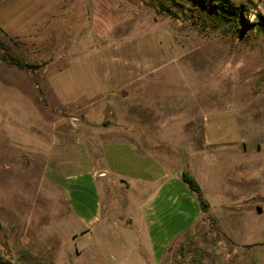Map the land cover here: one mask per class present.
Returning <instances> with one entry per match:
<instances>
[{"label": "rangeland", "instance_id": "obj_1", "mask_svg": "<svg viewBox=\"0 0 264 264\" xmlns=\"http://www.w3.org/2000/svg\"><path fill=\"white\" fill-rule=\"evenodd\" d=\"M228 1L240 28L201 0H0V264H155L135 173L184 169L209 207L179 241L264 264V0ZM122 161L133 189L110 177L114 220L83 235L67 177Z\"/></svg>", "mask_w": 264, "mask_h": 264}, {"label": "crops", "instance_id": "obj_2", "mask_svg": "<svg viewBox=\"0 0 264 264\" xmlns=\"http://www.w3.org/2000/svg\"><path fill=\"white\" fill-rule=\"evenodd\" d=\"M200 157L201 155L198 158ZM119 165L123 168L116 172L112 170L114 173L92 168L67 177L66 200L82 224L85 231L83 235L92 234L100 226V222L105 220V216L106 225L114 220L110 210L107 213L104 211L105 206L102 199V189L104 192L109 189L108 187L111 190L115 187L110 177L113 175L120 177L118 187L126 195V191L133 189L131 177L136 175L140 181L146 180L148 183H153L150 184V192L142 200L141 220L143 231L148 235L151 244V258L155 264H206L208 260H211L210 252L213 246L208 248L207 244L202 243L197 249L188 250L187 246L180 242L184 235H193L196 228L201 223H205L207 214L202 209L196 192L183 180L182 173L180 177L178 174H169L167 179L166 173L150 175L145 172V177H142L141 174H136L132 170L130 164H125V161ZM150 170L147 168L148 172ZM128 217H130L129 214L122 215L121 221L131 226L133 221L131 219L127 221ZM172 243L175 247L171 249L169 247ZM219 243L218 249L223 252L222 263L225 261V251L228 263L231 245L224 239ZM87 248L82 254H86ZM102 249L103 247L99 246L98 252Z\"/></svg>", "mask_w": 264, "mask_h": 264}, {"label": "trees", "instance_id": "obj_3", "mask_svg": "<svg viewBox=\"0 0 264 264\" xmlns=\"http://www.w3.org/2000/svg\"><path fill=\"white\" fill-rule=\"evenodd\" d=\"M202 7L208 9V11L214 14L213 19L219 24H229L231 29L240 28L241 24L244 22L243 12L244 5L234 6L228 0H201ZM4 60L10 63L26 69H37L39 65L24 63L22 60L14 56H3ZM183 180L189 185V187L196 192L200 205L204 211H207L209 207V202L203 195L202 187L197 179L190 173L189 170L184 169L182 171ZM7 264V263H3Z\"/></svg>", "mask_w": 264, "mask_h": 264}, {"label": "water", "instance_id": "obj_4", "mask_svg": "<svg viewBox=\"0 0 264 264\" xmlns=\"http://www.w3.org/2000/svg\"><path fill=\"white\" fill-rule=\"evenodd\" d=\"M123 95H126V92L125 91H123ZM259 212H261V210L259 209Z\"/></svg>", "mask_w": 264, "mask_h": 264}]
</instances>
